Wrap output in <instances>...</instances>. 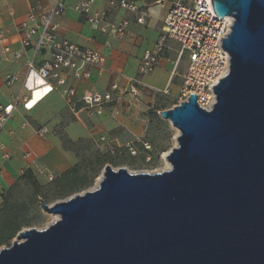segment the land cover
I'll use <instances>...</instances> for the list:
<instances>
[{"label":"water","instance_id":"obj_1","mask_svg":"<svg viewBox=\"0 0 264 264\" xmlns=\"http://www.w3.org/2000/svg\"><path fill=\"white\" fill-rule=\"evenodd\" d=\"M233 19L229 72L206 110L190 94L159 116L178 131L169 169L104 167L93 190L43 212L0 264H264V0H211Z\"/></svg>","mask_w":264,"mask_h":264},{"label":"crops","instance_id":"obj_2","mask_svg":"<svg viewBox=\"0 0 264 264\" xmlns=\"http://www.w3.org/2000/svg\"><path fill=\"white\" fill-rule=\"evenodd\" d=\"M118 0H93V11H108L107 20L117 26L125 24L126 33L123 38L102 34L93 30L88 23L75 11L74 6L79 0H67L68 8L64 15L56 18L59 24V36L68 42L99 52L105 63L102 69L87 67V79L69 77L67 85L76 91L77 96L85 93H106L112 84H117L121 90L128 87V81L137 77L138 66L145 50L150 49L161 34V27L169 10L168 0H128L145 13L139 23L138 12H129L118 7L109 8V2ZM51 0H0V28L6 32L8 43L13 50H19V38L16 27L33 9H47ZM171 50H167L159 60L154 72L140 78L144 89L140 98L131 95L114 103L101 116H88L84 111L72 115L64 106L61 97L52 92L45 84L31 77L22 94L27 96V102L20 104L10 120L0 133V168L2 179L0 192L14 186L21 175L30 170L38 181H47L48 174L58 175L78 163L75 154L63 147L61 136L70 141L89 140L105 136L111 140L119 151L127 144H136L142 137L143 120L139 118V104L150 101V94L162 93L168 89L170 94L179 93L181 78L187 62L181 60L177 64L178 75L172 77L176 66L177 55L175 43L168 42ZM17 73L20 78L25 75V69L20 65L2 63L0 65V103H7L21 90L19 83L7 86L4 76L7 73ZM27 120L30 127L21 128V123ZM45 126L48 129L44 137L33 133V128ZM30 153L29 157H25ZM8 154L7 159L3 155ZM1 204V200H0Z\"/></svg>","mask_w":264,"mask_h":264},{"label":"built area","instance_id":"obj_3","mask_svg":"<svg viewBox=\"0 0 264 264\" xmlns=\"http://www.w3.org/2000/svg\"><path fill=\"white\" fill-rule=\"evenodd\" d=\"M169 10L161 27V34L153 46L145 50L139 66L137 77L128 81V87L121 90L117 84H112L104 94L85 93L77 96L75 89L67 85L69 77L87 79V67L102 69L105 58L97 51L83 48L59 36V24L55 21L64 15L68 8L67 0H51L47 9H33L27 13L25 19L16 27L19 38V50H13L8 43L6 32L0 28V65L2 63L20 65L25 69L23 78L17 73H7L4 82L7 86L17 83L21 85L20 92L9 102L0 103V133L6 124L13 119L15 109L27 102V96L22 89L27 86L31 77L42 81L52 92L57 93L64 102L66 110L72 115L84 111L88 116H101L114 103L122 100L126 93L134 96L140 94L142 84L140 78L151 75L165 51L171 50L168 42L176 44V66L172 77L178 75L177 64L186 60L187 67L181 78L178 104L187 101L190 94L197 97V104L209 110L215 102L213 88L229 72L230 58L222 48V39L230 32L233 19L231 17L217 18L211 6V0H168ZM93 0H79L75 11L89 26L102 34H109L116 38H123L126 33L125 24L117 26L108 22V11H93ZM118 7L129 12H138L137 21L141 23L145 16L133 2L128 0L110 1L109 8ZM231 18V22L226 19ZM168 94V89L162 91ZM21 128L30 127L27 120L21 123ZM48 132L45 126L33 128V133L44 137ZM97 149L105 150L109 155H115L117 149L111 145L105 136L94 139ZM127 151L135 155V147L127 144ZM145 150L150 146L144 144ZM0 150L4 146L0 143ZM26 153L25 157H29ZM8 154L3 155L7 159ZM48 178L53 179L52 174ZM2 170L0 168V181Z\"/></svg>","mask_w":264,"mask_h":264},{"label":"rangeland","instance_id":"obj_4","mask_svg":"<svg viewBox=\"0 0 264 264\" xmlns=\"http://www.w3.org/2000/svg\"><path fill=\"white\" fill-rule=\"evenodd\" d=\"M143 89L144 86L141 87L139 95L134 96L126 93L123 98L127 95H131L134 99L140 98L143 94ZM149 97L150 101L144 100L141 105H138L140 108L139 118L143 120V127L142 137L138 142H135L136 144H131L135 147V155L129 154L126 148L115 155H109L105 153L104 149H97L94 142L92 143L89 140L84 143H78L74 146V150L78 155V164L82 167L80 177L85 182L83 187L70 196L61 199L63 190L60 189L58 183H54L56 175L52 174L53 179L51 180L47 176V181L42 184L39 183L42 187L39 191L40 196L34 194L28 183L21 181L15 184L11 191L7 189L0 192L7 199V206H5V210L0 215L1 218L4 216L6 218L10 216L13 218L17 217L16 224L21 221L29 224L28 227H22L17 234L29 228L43 230L52 224L57 219V216L43 212L40 207V200L45 198L48 205H53L56 202L67 200L75 194L95 189L106 165H110L114 169L124 167L130 173L153 174L168 170L170 166L165 160V155L176 146L178 131L169 121L162 119L158 113L178 105L180 96L177 93L163 94L155 92L150 94ZM144 144H148L150 149L145 150ZM111 145L113 146L112 142ZM0 200L1 208L3 203L1 198ZM16 235L10 241L0 245V249L9 247L13 240L16 239Z\"/></svg>","mask_w":264,"mask_h":264},{"label":"trees","instance_id":"obj_5","mask_svg":"<svg viewBox=\"0 0 264 264\" xmlns=\"http://www.w3.org/2000/svg\"><path fill=\"white\" fill-rule=\"evenodd\" d=\"M61 141L63 144V147L67 150L72 151L75 156L78 158L77 152L74 150V146H76L78 143H84L86 140H78L76 142L70 141L64 136H61ZM81 166L80 164L74 165L71 169L56 175L54 179V183H58L60 185V189H62L61 199L66 198L70 196L71 194L75 193L78 189L83 187L85 185L84 179L80 177L81 172ZM24 181L29 184V186L33 189L34 194L36 196H40L39 191L42 188L38 181L34 178V176L31 174L30 170H26L21 177L19 178L18 182ZM16 183V184H17ZM11 188L9 190L11 191ZM0 198L2 199L3 206L0 208V215L5 210V206H7V199L4 198L2 194H0ZM45 203L47 202L45 198L42 199ZM47 204V203H46ZM17 217H3L0 216V245H2L5 242L10 241L17 232L22 227H28L29 224L26 222H19L16 224Z\"/></svg>","mask_w":264,"mask_h":264},{"label":"bare ground","instance_id":"obj_6","mask_svg":"<svg viewBox=\"0 0 264 264\" xmlns=\"http://www.w3.org/2000/svg\"><path fill=\"white\" fill-rule=\"evenodd\" d=\"M226 19H228L230 22H231V18H226ZM166 156V155H165ZM99 182V181H98Z\"/></svg>","mask_w":264,"mask_h":264}]
</instances>
